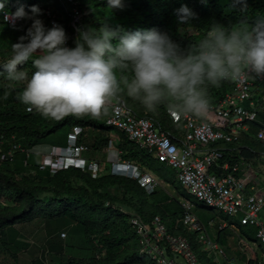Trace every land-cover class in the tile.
<instances>
[{
  "label": "trees",
  "instance_id": "obj_1",
  "mask_svg": "<svg viewBox=\"0 0 264 264\" xmlns=\"http://www.w3.org/2000/svg\"><path fill=\"white\" fill-rule=\"evenodd\" d=\"M23 4L26 10L28 5L36 4L42 9L44 16L45 10L49 9L65 24L70 21V16L64 10L66 0H30L29 3L24 1ZM182 4H187L197 13V17L186 24L179 23L174 14V10ZM79 5L82 10L83 5ZM88 7L90 9L86 14L92 10L104 18L93 24V27H100L107 22L112 27L119 26L126 30L157 28L168 32L182 49L195 45L215 23L229 28L235 26L247 29L250 32L258 24L264 25V0H207L206 3L203 0H124V7L115 9L107 5V0H91ZM6 8L7 11H15L17 7L9 5ZM46 21V25L50 27L47 19ZM30 22L31 20L21 23L19 25L23 27L18 28L0 23V62L9 58L11 44L26 33ZM82 27H86L84 23ZM70 32L72 35L68 43L70 47H74V30ZM18 68L28 73L29 78L35 71L31 60L18 65ZM6 81L8 80L5 74L0 73V237L7 227L40 218L48 219L52 225L57 221L76 222L83 226L89 246L100 255L87 262L68 258L66 264H155L139 254L138 240L130 225L133 215L123 210L120 204L136 210L137 215L145 221L160 215L169 223L171 231H174L175 221L184 215L182 206L178 208V212L167 213L161 206L162 202L151 200L158 189L148 194L137 180L120 175L103 174L94 179L90 172L74 167L55 174L41 171L39 163L42 156H39V161L32 162L30 150L49 141L51 146L65 147L68 134L74 127L79 126L83 129L81 139L84 143L88 144L86 138L89 135L95 138L92 145L88 144L92 150L100 151L106 148L110 135H116L123 160L132 162L142 171H151L165 183L180 189L172 180L174 171L152 154L142 150L122 132L108 127L106 121L111 114L109 107L108 114L101 118L88 115L65 116L59 120L45 118L34 110L6 106L17 101L13 86L2 87ZM232 89V84L226 80L222 81L219 87L209 85V103L218 102ZM116 98L124 101L137 117L155 120L162 131L172 136L181 135L182 123H173L165 104H161L152 112L146 110L139 101L127 96L126 92L119 93ZM254 126L259 127L260 124L255 123ZM13 146L18 149L13 152V157H10L8 152ZM257 146L264 148V141L258 142ZM232 148L239 150V155L233 157L234 160H256L261 155L259 151L248 146ZM114 188L118 189L119 193H124H112L110 190ZM127 194H133L136 202L130 201L132 196L126 198ZM185 196L193 202L190 196ZM243 226L245 231H256L252 226ZM224 230H220L219 234ZM255 255L254 253V257ZM254 257L249 260V264H253Z\"/></svg>",
  "mask_w": 264,
  "mask_h": 264
},
{
  "label": "clouds",
  "instance_id": "obj_2",
  "mask_svg": "<svg viewBox=\"0 0 264 264\" xmlns=\"http://www.w3.org/2000/svg\"><path fill=\"white\" fill-rule=\"evenodd\" d=\"M207 2V0H203ZM0 0V23L23 27L26 33L11 44L9 58L0 62V73L10 82L25 81L17 98L28 111L59 120L65 116L101 118L108 114V101L121 92L155 112L165 104L171 113L203 116L209 109L208 87H219L251 71L264 74V33L211 25L195 45L182 49L166 31L157 28L126 30L107 22L100 27H78L74 47L63 25H45L39 5L20 3L7 11ZM111 9L124 7V0H107ZM181 24L197 13L187 4L174 10ZM42 53L41 55H35ZM32 61L35 71L18 68Z\"/></svg>",
  "mask_w": 264,
  "mask_h": 264
},
{
  "label": "built area",
  "instance_id": "obj_3",
  "mask_svg": "<svg viewBox=\"0 0 264 264\" xmlns=\"http://www.w3.org/2000/svg\"><path fill=\"white\" fill-rule=\"evenodd\" d=\"M64 10L70 16V21L65 24L67 35L70 38V30H74L76 38L83 17L79 2L66 0ZM45 16L50 27L53 23L62 25L52 10H45ZM26 21L29 20L17 23ZM251 32L264 33V25L258 24ZM68 42L69 39V46ZM226 81L232 84L233 89L218 102L209 103V109L203 116L169 112L174 124L182 123L179 137L162 131L153 119L137 117L124 101L116 97L107 103L111 114L106 125L122 132L142 150L169 166L189 196L214 212L238 217L241 225L254 227L256 244L264 251V220L260 217L264 209V175L253 160H234L239 150L232 148L240 147L241 135L249 136L255 123L260 126H257L254 138L258 142L264 141V124L257 121L260 111H264V93L261 96L253 93L256 84L264 82V74L246 70L242 77ZM82 135V127H74L67 136L65 147L51 146L50 151L42 155L39 169L55 174L74 167L90 172L94 179L98 178L101 165L87 156L90 148L82 141ZM17 149L13 146L8 156L13 157ZM110 152H114L109 162L115 175L137 180L148 194L161 186L162 181L156 175L123 160L119 139L112 134L106 147V153ZM182 209L184 215L175 221L174 231L160 215H155L150 221L138 215L131 217L130 225L138 240L139 254L155 264H202L189 239V235H195L204 250L217 252L225 264H236L226 249L208 236L206 226L194 213V205L186 202ZM226 228L222 225L219 231ZM262 258L259 260L256 254L253 264H264V255ZM43 264L53 263L46 261Z\"/></svg>",
  "mask_w": 264,
  "mask_h": 264
},
{
  "label": "rangeland",
  "instance_id": "obj_4",
  "mask_svg": "<svg viewBox=\"0 0 264 264\" xmlns=\"http://www.w3.org/2000/svg\"><path fill=\"white\" fill-rule=\"evenodd\" d=\"M29 3L30 0H19L20 3ZM83 5L82 23L85 26H92L99 20H104L95 11L87 10L90 8L91 0H76ZM18 7V0H8L6 6ZM85 5V6H84ZM44 14H40V18L45 25L47 21ZM61 17V16H60ZM32 21L29 23L31 25ZM65 28V22H62ZM47 26V25H46ZM68 30L66 29V34ZM42 53H36L35 55H41ZM26 84L25 81L10 82L6 81L3 85L13 86L16 90V94L22 91ZM253 88L255 95L261 96L264 93V82ZM14 106L17 109H25L27 105L23 104L18 98L13 104L6 106ZM257 121L264 124V111H260V115ZM257 131V127L251 126L249 136L241 135L239 145L248 146L259 151L261 153L260 158L253 160L257 165V168L264 175V148L257 146L258 141L254 138ZM61 135V133H59ZM58 137V136H55ZM56 139V138H55ZM94 137L89 135L86 140L87 143L92 145L94 143ZM52 140V139H51ZM51 142L45 144L36 145L30 150L32 153L31 161H39V156L47 153L50 150ZM106 148L100 151L92 150L88 153L89 158L98 160L101 165L100 174H114L112 167L104 162V155ZM1 154V153H0ZM97 155L100 160L95 158ZM112 193L122 195L124 192L119 193L118 189H111ZM182 192L176 186L171 184L162 183L158 187L156 195L151 198L153 202H164L171 205V200H174L178 205L176 199L180 202L183 198L180 196ZM132 196L130 201L136 202V197L133 194H127L126 198ZM160 199V200H159ZM194 205V213L200 219V221L206 226L208 236L220 246L226 249L230 259L236 264H247L249 257H254L256 252L258 259H262L264 251L258 244H256V231L254 233L245 231L243 225L240 224L238 217H231L222 214L221 212H214L211 209H207L202 206V203L198 202L195 198H192ZM123 210L127 211L131 215H137L136 210L127 205H121ZM177 208V207H176ZM171 214V213H170ZM264 220V209L260 215ZM48 219H36L28 223H19L13 227H7L2 231L0 237V264H43L44 262H50L53 264H66L68 258H76L87 262L89 259L100 255L96 250L89 246L84 236V228L80 223H70L65 221H57L55 225L49 224ZM212 223V225H210ZM225 225L227 228L219 234L220 226ZM254 229V227H251ZM189 239L193 245L194 251L197 253L202 264H211L213 261H217L220 264H225L223 257H221L215 251L204 250L203 245L198 241L195 235H189ZM253 240V241H252ZM215 264V263H214Z\"/></svg>",
  "mask_w": 264,
  "mask_h": 264
},
{
  "label": "crops",
  "instance_id": "obj_5",
  "mask_svg": "<svg viewBox=\"0 0 264 264\" xmlns=\"http://www.w3.org/2000/svg\"><path fill=\"white\" fill-rule=\"evenodd\" d=\"M84 140H85V138H84ZM86 141V140H85ZM88 145V144H87ZM50 149H51V147H50ZM50 151V150H49ZM48 151V152H49ZM47 152V153H48ZM111 154H107L106 152L105 153H102V157H103V155H104V162L105 163H107L108 165H111L110 164V162H109V160H111V159H113V157H114V152H110ZM46 154V153H45ZM88 156V155H87ZM89 157V156H88ZM95 158H97V159H99L100 160V157L97 155V157H95ZM92 160H95V159H92ZM98 161V160H97ZM101 161V160H100ZM99 162V161H98ZM101 163V162H100ZM101 165H102V163H101ZM169 167V166H168ZM151 172V171H150ZM152 173V172H151ZM175 173V172H174ZM154 174V173H153ZM155 175V174H154ZM159 178V177H158ZM160 179V178H159ZM161 180V179H160ZM172 180H174L175 181V183L180 187V190H181V192H182V195H180L182 198H183V201L182 202H180L178 199H176V201L178 202V205L176 204V202L174 201V200H171L172 202H171V205H169L168 203H164V202H162V207L167 211V213H174V212H178V211H180V209L178 210V208L180 207V206H182V204H184V203H186V202H190V203H192L193 204V202L192 201H190L185 195H188L186 192H185V190L180 186V184L178 183V181H177V179H176V175L175 176H173L172 177ZM162 181V183H165L163 180H161ZM165 184H167V183H165ZM189 196V195H188ZM191 197V196H190ZM192 198V197H191ZM177 207V208H176ZM183 210V209H182ZM169 224V223H168ZM213 263H215V264H220V263H218L217 261H213Z\"/></svg>",
  "mask_w": 264,
  "mask_h": 264
}]
</instances>
